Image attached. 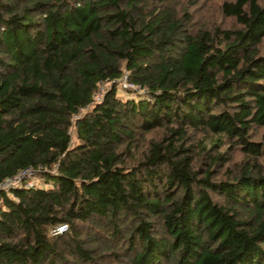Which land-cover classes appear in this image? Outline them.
Returning a JSON list of instances; mask_svg holds the SVG:
<instances>
[{
    "label": "trees",
    "instance_id": "1",
    "mask_svg": "<svg viewBox=\"0 0 264 264\" xmlns=\"http://www.w3.org/2000/svg\"><path fill=\"white\" fill-rule=\"evenodd\" d=\"M38 165L0 264H264V0H0V182Z\"/></svg>",
    "mask_w": 264,
    "mask_h": 264
},
{
    "label": "built area",
    "instance_id": "2",
    "mask_svg": "<svg viewBox=\"0 0 264 264\" xmlns=\"http://www.w3.org/2000/svg\"><path fill=\"white\" fill-rule=\"evenodd\" d=\"M123 83L124 88H132L136 86L130 82H128L126 74L123 75V78L118 81L119 83ZM102 93L97 92L94 95V99L96 101L101 99ZM43 170V167L38 165L36 167L28 166L24 169L19 170L16 174L12 176H8L0 182V190L9 191L12 188L16 187H35L40 186V181L38 182V174ZM66 225H59L54 231L53 234L62 233L66 230Z\"/></svg>",
    "mask_w": 264,
    "mask_h": 264
},
{
    "label": "rangeland",
    "instance_id": "3",
    "mask_svg": "<svg viewBox=\"0 0 264 264\" xmlns=\"http://www.w3.org/2000/svg\"><path fill=\"white\" fill-rule=\"evenodd\" d=\"M109 83H104L100 86L99 91L100 93H103L105 91L106 88L109 87ZM131 91H126V89L123 87V83H119L118 85V92L117 95L121 98H134L136 97L138 94H142L144 93V89H140L138 86H133L132 88L130 87ZM207 143H209L210 141L207 140ZM40 181V183H42V180L39 179L38 177V182Z\"/></svg>",
    "mask_w": 264,
    "mask_h": 264
}]
</instances>
